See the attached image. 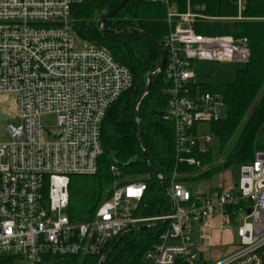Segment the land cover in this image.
<instances>
[{
    "label": "built area",
    "instance_id": "built-area-1",
    "mask_svg": "<svg viewBox=\"0 0 264 264\" xmlns=\"http://www.w3.org/2000/svg\"><path fill=\"white\" fill-rule=\"evenodd\" d=\"M165 78L169 84L167 117L173 123L178 163L200 165L190 155L211 151L212 137H201L200 123L222 118L226 105L219 92L189 94L194 61L246 64L247 38L210 35L194 29L197 15L179 13L170 0ZM83 0H0V93H12L18 121L9 124V140L0 141V258L12 264H57L60 259L101 253L117 236L154 221L166 228L144 255L142 264H264V151L241 165L230 190L193 194L172 171L168 214H137L145 197L143 179H127L115 165L110 196L89 220L67 212L73 176H92L103 154L102 125L107 110L133 85L130 69L105 47L75 50L72 7ZM244 20V0H237ZM54 116L56 132L45 119ZM250 210V211H249ZM218 221L214 225V220ZM242 221L240 222V220ZM238 242L227 253L207 259L222 243L215 231ZM201 233L200 243L194 240Z\"/></svg>",
    "mask_w": 264,
    "mask_h": 264
},
{
    "label": "trees",
    "instance_id": "trees-1",
    "mask_svg": "<svg viewBox=\"0 0 264 264\" xmlns=\"http://www.w3.org/2000/svg\"><path fill=\"white\" fill-rule=\"evenodd\" d=\"M123 0H83L72 7L73 28L77 36L90 45L108 49L114 58L127 66L133 76V85L107 110L102 125L103 154L98 171L92 176H73L69 186L67 212L73 220H89L100 204L107 199V191L118 177L111 171L115 165L122 176L140 177L147 183L145 197L137 214L156 217L168 214L172 203L160 177L145 159L138 140L135 106L148 83V74L160 63L164 38L169 32L167 8L162 2L128 0L105 22L112 30L136 28L154 39L156 45L138 32L104 33L100 20ZM244 20H226L238 15L237 0H170L179 13L188 8L198 17L194 29L210 35H232L247 38L251 49L250 60L236 70L231 82H198L190 84L189 94L207 90L219 92L225 102V114L211 122L220 141L221 152H226L223 164H214L211 151L194 152L190 156L200 162L191 165L177 161L174 126L167 117L169 84L164 70L154 74L150 91L139 105L142 122L141 139L152 166L170 180L177 167L180 172H198L192 179L209 178L232 165L254 160L258 151H264V0H244ZM144 230L128 232L103 264H142L145 253L156 243L166 228L161 221ZM111 240L99 254L60 259L61 264H99L101 257L117 242ZM0 264H12L11 259L0 258Z\"/></svg>",
    "mask_w": 264,
    "mask_h": 264
},
{
    "label": "rangeland",
    "instance_id": "rangeland-1",
    "mask_svg": "<svg viewBox=\"0 0 264 264\" xmlns=\"http://www.w3.org/2000/svg\"><path fill=\"white\" fill-rule=\"evenodd\" d=\"M74 49L79 50L83 48H87L89 43L83 39L76 40L74 39ZM244 64L235 63V62H228V63H219L214 61H194L193 65L191 66V70L195 72L196 77L195 80L198 82H208V83H218V82H231L234 80L236 75V70L242 67ZM17 110L15 107V96L12 93H0V141H7L9 140L10 136L7 131V127L9 124H15L18 121ZM45 123L49 126L52 132H56L57 129L55 127V118L54 116H49L45 119ZM198 133L199 136L205 137L210 136L212 137L211 142V156L212 161L214 164H223L226 152H221L220 150V141L219 138L215 135L214 131L212 130L211 123H200L198 125ZM200 169L199 171H203ZM197 173L187 174V173H180V182H182L185 186L190 187V190L193 194L199 193H206L210 192L212 187L214 188H223L226 190H230L233 188L240 179L241 176V165H232L230 167L225 168L223 171L214 174L209 178H200V179H192L191 177L194 175L196 176ZM127 179H140V177L131 178L128 175L124 176ZM122 178L115 179V181H121ZM170 184V180L168 179V186ZM114 183L111 187L108 188L107 191H111L113 189ZM242 219L240 220V222ZM218 224V221H215V225ZM200 235H194V240L199 241ZM213 237L216 238V241L220 238L217 236V233L214 232ZM219 237V238H218ZM222 243L216 246V250L222 251L223 253H227L233 249V245L237 244L238 238L237 236L234 237L233 244L227 243L228 236L222 237ZM210 252V251H209ZM213 251L211 252V254ZM61 264V263H57Z\"/></svg>",
    "mask_w": 264,
    "mask_h": 264
},
{
    "label": "water",
    "instance_id": "water-1",
    "mask_svg": "<svg viewBox=\"0 0 264 264\" xmlns=\"http://www.w3.org/2000/svg\"><path fill=\"white\" fill-rule=\"evenodd\" d=\"M128 0H123L121 2V4H119L116 8H114L113 10H111L110 12L106 13L104 15V17L100 20V28L101 30L104 32V33H110V34H114V33H121V32H138L144 36H146L149 40H151L153 43H155L156 45H160L158 42H156L154 39H152L151 37H149L148 35H146L144 32H142L141 30H138L136 28H125V29H122V30H112V29H109L105 26V22L106 20L113 14H115L118 10H120L124 5L125 3L127 2ZM161 48H162V57H161V61L159 63V65L152 71L149 72L148 74V83L146 85V88L144 90V92L140 95V97L138 98V101L136 103V106H135V116H136V123H137V126H138V129H139V133H138V140H139V143H140V146L142 147V151H143V154L145 156V159L146 161L148 162V165L150 167V169L156 173L159 177H160V180L162 182V185H163V188L166 192V194L168 195V197L170 198L171 200V203H172V209H173V199L171 198L169 192H168V188H167V184H166V179L164 178V176L162 174H160L157 170H155V168L152 166L151 164V161H150V158L148 156V153L145 151V149L143 148V142H142V139H141V125H142V122H141V119H140V116H139V105L141 103V101L144 99V97L147 95V93L150 91L151 89V85H152V82H153V77H154V74L157 73V72H160L164 69V66H165V62H166V49L164 48V46L160 45ZM173 211V210H172ZM171 211V212H172ZM250 211V210H249ZM168 221L165 220V221H162L161 223L162 224H166ZM154 225H157V223H146L142 226H140L139 228H137V230H144L146 229L147 227H151V226H154ZM133 230H136V229H133ZM133 230H130V231H133ZM128 231V232H130ZM128 232H125L123 234H121V236L119 237V239L117 240V242L114 244V246L107 252L105 253L100 261H99V264H103V262L106 260V258L111 254V252L117 247L118 243L121 241V239L124 237V235H126Z\"/></svg>",
    "mask_w": 264,
    "mask_h": 264
},
{
    "label": "crops",
    "instance_id": "crops-1",
    "mask_svg": "<svg viewBox=\"0 0 264 264\" xmlns=\"http://www.w3.org/2000/svg\"><path fill=\"white\" fill-rule=\"evenodd\" d=\"M182 173H185V172H182ZM192 173H193V172H190V173L188 172L187 174H190V175H191ZM194 173H196V172H194ZM193 176H194V175H193ZM180 179H181V177L179 176V180H180ZM189 189H190V188H189ZM211 189H214V187H212ZM215 221H217V220H216V219L214 220V222H213L214 225H215ZM215 233H217V236H219L220 238H221V237H224V236H226V237L228 236V239H230V237H231L230 235H224V236H223V235L219 234V232H218L217 230L215 231ZM195 234L198 235L199 232H196ZM219 237H218V238H219ZM196 242H197V243H198V242L200 243L201 241H200V240H199V241L196 240ZM211 252H212V251L209 252V250H203V253H202V254H203V256H205L207 259H209V258H213V257H218V256H220L221 253H223L222 251L220 252V251L217 250V252H216V254H215V256H214V254H213V253L211 254Z\"/></svg>",
    "mask_w": 264,
    "mask_h": 264
}]
</instances>
